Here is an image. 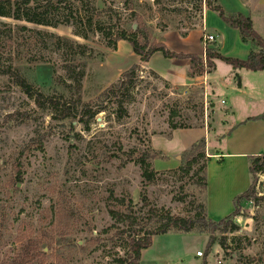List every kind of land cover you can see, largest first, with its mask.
<instances>
[{
  "label": "rangeland",
  "instance_id": "374dc122",
  "mask_svg": "<svg viewBox=\"0 0 264 264\" xmlns=\"http://www.w3.org/2000/svg\"><path fill=\"white\" fill-rule=\"evenodd\" d=\"M204 5L205 0H135L131 7L147 24L151 40L163 42L158 38L169 29L187 33L200 25ZM96 6L100 11L115 9L121 29L137 24L124 0H98ZM81 15L85 18L83 11ZM94 20L108 28L106 14ZM49 31L87 44V55L73 60L56 46L53 52L38 47L36 52L46 63L33 65L29 80L39 86L41 106L7 78H0V264H115L114 260L129 253L132 237L154 232L158 223L153 211L158 216L166 212L188 219L203 216L200 167L209 160L207 147L205 160L190 174L180 167L163 170L164 162L155 166L162 159H149L156 172L152 182L129 159L144 152L161 153L153 149L151 136L173 130L171 118L189 129L211 126L217 92L205 84L175 88L142 69L141 61L131 65L132 53L125 54L119 41L116 48H109V39L98 32L83 29L89 37L86 41L74 36L72 27ZM133 66L138 69L131 97L124 103L126 114L119 117L121 94L101 102L96 89L106 80L108 87ZM68 67L85 70L81 93L70 81ZM249 81L247 91L257 98L244 100L241 93L230 91L232 128L264 111V78ZM226 94L224 90L219 97L227 100ZM54 98L71 102V112L77 114L90 101L94 110L102 103L106 110L95 116L88 130L78 123L73 129L69 121L54 119L50 105ZM247 136L248 131L231 139ZM19 172L22 180L17 179ZM256 182L254 176V188ZM242 204L240 216H235H242V222L234 221L239 227L235 240L226 235L227 250L216 243L207 253V233L172 231L152 238V246L142 252L141 264H264V207L252 211L251 204ZM130 208L136 219L133 226L110 215V209L124 215ZM212 213L214 222L226 217ZM215 236L223 238L219 231ZM199 251L202 257L197 256Z\"/></svg>",
  "mask_w": 264,
  "mask_h": 264
},
{
  "label": "trees",
  "instance_id": "16d2710c",
  "mask_svg": "<svg viewBox=\"0 0 264 264\" xmlns=\"http://www.w3.org/2000/svg\"><path fill=\"white\" fill-rule=\"evenodd\" d=\"M134 1L124 0V5L128 6L127 9L131 12V17H134V22L137 23L135 29L131 26L127 30L118 27L121 17L115 9L105 8L101 11L98 10L96 6L98 0H0V78H7L27 96L34 99L37 105L41 106L40 97L42 93L40 92L39 86L29 80V73L33 71L32 66L39 63H46L42 54L36 52L38 47L42 51L53 52V47L56 46L59 50L71 54L73 60L82 59L87 55V44H81L72 38L49 31L50 29H58L61 26L72 27L74 36L86 41H89V37L84 33L83 29L98 32L109 39V48H116L118 41H126L130 44L133 53L140 57L142 63L149 62L156 53H161L166 59H189L190 75L192 77L202 76L204 72L209 73L215 68V60H221L231 65L234 70L264 71V40L254 29L251 19L240 13L230 14L226 12L219 0H205V4L229 27L238 30L243 43L250 45L251 51L247 60L226 58L219 52L210 49L206 50L205 58L172 52L164 42H158L157 39L151 40L147 24L140 19L135 8L133 6L131 7ZM171 1L174 2L175 0ZM82 11L85 18L81 15ZM98 14L107 15L108 28L102 27V21L94 20ZM114 29L117 30L116 34H113ZM137 69L138 66L131 67L122 74L119 80L109 84L106 88L104 84L107 83V80L97 86L96 99L98 101L103 102L105 99L115 97L118 93L121 94L117 102L120 111V114H118L119 117L126 114L124 103L131 97V90L134 86L133 78ZM68 72L70 74V81L76 91L81 93L83 81L86 77L85 70L82 68L75 70L68 67ZM105 75L106 79H108V73ZM238 86L240 87L239 80ZM78 100L81 101L80 98ZM70 103L62 102L60 99L57 100L55 98L50 100L54 119L69 121L73 129L75 128L74 124L78 123L84 129L88 130L95 116L106 110L103 103L101 104L102 106L94 110L90 107V101L84 105L81 113L77 114L71 112ZM171 116L174 117L175 114ZM263 118L264 114L253 120ZM171 119L170 127L173 130L189 129L171 122ZM206 146V140L203 138L193 144L189 150L183 152L180 159V171L190 174L201 160H205ZM132 159L140 165L142 176L145 180L152 182L155 179L156 172L152 169V163L148 160H164L166 157L159 152L153 155L150 152H144L136 158H130L129 161H132ZM207 162L206 160L200 167V172L203 174L202 183L204 188L203 216H200L201 218L188 219L172 215L170 212H166L163 216H158L157 212L153 211V217L156 218L158 223L154 232L145 233L143 236L132 237L129 241V253L125 257L114 260L115 264H141L142 252L152 246V238L156 235L167 234L172 231L185 234L207 233L209 234V241L206 248L207 253L216 243L227 250L226 235L239 231V227L234 224L233 217L240 215V204L243 201H249L251 198H254L253 179L258 172L264 170V153L261 156L250 158L252 183L246 192L234 199L235 209L233 213L219 222H214L206 217ZM17 179L22 180L20 172L17 175ZM256 202H259V200L256 199ZM110 215L116 221L128 222L129 226H133L136 223L131 208L124 215L122 212L110 209ZM216 231L222 233V239L216 238ZM235 237H232V241L235 240ZM24 261L25 259L23 258L22 262Z\"/></svg>",
  "mask_w": 264,
  "mask_h": 264
},
{
  "label": "crops",
  "instance_id": "0c3cea01",
  "mask_svg": "<svg viewBox=\"0 0 264 264\" xmlns=\"http://www.w3.org/2000/svg\"><path fill=\"white\" fill-rule=\"evenodd\" d=\"M226 12L242 14L250 18L256 32L264 40V0H219ZM214 35L216 41L209 45V49L219 52L226 58L247 60L251 47L242 42L238 30L229 27L219 16L211 11L206 4L202 16V23L187 33L169 29L158 39L172 51L178 54L195 55L204 58L202 44L203 34ZM125 54H131L132 64L138 65L140 57L132 52L131 46L125 41H119ZM123 57V56H121ZM215 68L202 76L190 75L189 59H166L161 53L152 56L149 62L140 67L152 72L164 82L176 87H193L208 85L217 92L214 98V115L211 126L201 125L191 129H165L163 134L152 135V147L166 157L163 170L179 168L181 155L191 146L205 138L209 160L206 168V217L211 220L213 214L229 216L235 209L234 199L248 190L250 181V158L264 153V118L253 120L264 114L252 115L245 121L232 128L230 117L234 111L230 108V91L239 92L244 100L257 98L254 93L247 91L246 81L250 78L263 77L264 71L252 72L246 69L234 70L233 67L221 60H215ZM251 73V74H250ZM254 75V76H252ZM262 75V76H257ZM240 81V87L238 86ZM251 83V82H250ZM252 84V83H251ZM226 91L227 100L220 95ZM208 95V94H207ZM219 98V99H218ZM259 100V99H258ZM264 108V107H263ZM221 114L219 118L217 116ZM218 120H217V119ZM248 131L249 136L243 138L232 137ZM195 134H192V133ZM159 168V167H158ZM242 203L248 204V201ZM240 204L243 209L245 206ZM147 251V250H146Z\"/></svg>",
  "mask_w": 264,
  "mask_h": 264
},
{
  "label": "built area",
  "instance_id": "2783aa9c",
  "mask_svg": "<svg viewBox=\"0 0 264 264\" xmlns=\"http://www.w3.org/2000/svg\"><path fill=\"white\" fill-rule=\"evenodd\" d=\"M216 41V38L214 35H210V34H203L202 36V44H203V48H204V54L206 52L207 49H209V45L214 43ZM205 58V56H204ZM257 177V182L254 188L255 194H254V198H251L248 201V204L252 205V211H255V209H259L260 207H264V170L260 171L256 174ZM256 199L259 200V202H256ZM240 216V215H239ZM238 218H242L241 217H235L234 221L236 223V220ZM236 233V232H235ZM229 234L232 237H235L236 234ZM197 256L198 257H202L203 256V252L199 251L197 252Z\"/></svg>",
  "mask_w": 264,
  "mask_h": 264
},
{
  "label": "bare ground",
  "instance_id": "6f19581e",
  "mask_svg": "<svg viewBox=\"0 0 264 264\" xmlns=\"http://www.w3.org/2000/svg\"><path fill=\"white\" fill-rule=\"evenodd\" d=\"M241 220H242L241 218H238V219L236 220V222H237L238 224H240V222H242Z\"/></svg>",
  "mask_w": 264,
  "mask_h": 264
},
{
  "label": "water",
  "instance_id": "95a60500",
  "mask_svg": "<svg viewBox=\"0 0 264 264\" xmlns=\"http://www.w3.org/2000/svg\"><path fill=\"white\" fill-rule=\"evenodd\" d=\"M136 28V25H134V29Z\"/></svg>",
  "mask_w": 264,
  "mask_h": 264
}]
</instances>
